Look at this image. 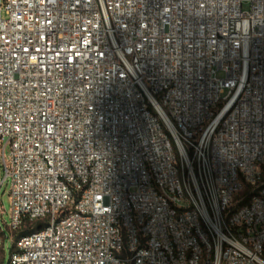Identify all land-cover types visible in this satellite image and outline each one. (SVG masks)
<instances>
[{
	"label": "built area",
	"instance_id": "obj_1",
	"mask_svg": "<svg viewBox=\"0 0 264 264\" xmlns=\"http://www.w3.org/2000/svg\"><path fill=\"white\" fill-rule=\"evenodd\" d=\"M0 159L9 264H264V0H0Z\"/></svg>",
	"mask_w": 264,
	"mask_h": 264
},
{
	"label": "rangeland",
	"instance_id": "obj_2",
	"mask_svg": "<svg viewBox=\"0 0 264 264\" xmlns=\"http://www.w3.org/2000/svg\"><path fill=\"white\" fill-rule=\"evenodd\" d=\"M250 2L243 3V10H250ZM5 141L3 142V145ZM6 156L10 154V147L6 146ZM4 169L0 159V179H4ZM11 181L6 178L0 188V264H8L11 254L14 250V242L19 232L10 227L11 223V197H10Z\"/></svg>",
	"mask_w": 264,
	"mask_h": 264
},
{
	"label": "trees",
	"instance_id": "obj_3",
	"mask_svg": "<svg viewBox=\"0 0 264 264\" xmlns=\"http://www.w3.org/2000/svg\"><path fill=\"white\" fill-rule=\"evenodd\" d=\"M31 229L30 228H27V229H25V230H23V231H21V232H19V234H18V237L21 235V234H23V233H27V232H29ZM18 237H17V239H18ZM16 239V240H17ZM16 242V241H15ZM15 242H14V248H15ZM14 251V250H13ZM9 264V263H8Z\"/></svg>",
	"mask_w": 264,
	"mask_h": 264
}]
</instances>
